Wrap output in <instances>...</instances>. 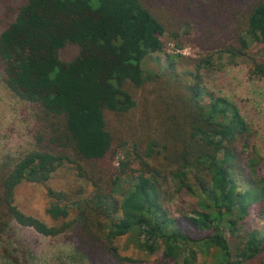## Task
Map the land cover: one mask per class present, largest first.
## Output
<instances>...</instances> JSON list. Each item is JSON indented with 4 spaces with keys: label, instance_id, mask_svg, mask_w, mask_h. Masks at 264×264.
I'll return each mask as SVG.
<instances>
[{
    "label": "trees",
    "instance_id": "obj_1",
    "mask_svg": "<svg viewBox=\"0 0 264 264\" xmlns=\"http://www.w3.org/2000/svg\"><path fill=\"white\" fill-rule=\"evenodd\" d=\"M161 1L164 13L178 2ZM190 1L208 11L192 46L244 59L249 75L264 80V0ZM166 31L147 0H0V70L8 90L33 106L35 142L18 159L0 162V233L14 222L43 237L63 236L93 264H196L208 247L212 264H264V236L246 224L251 217L264 223L263 159L237 106L206 97L200 70L212 66L209 55L190 62L189 80L175 69L163 73L162 90L176 95L170 118L162 119L172 120L165 136L147 137L144 147L135 145L134 159L110 165L124 147L106 113L136 107L129 88L151 79L142 63L163 50ZM68 44L80 52L62 62ZM152 154L155 165L147 161ZM64 164L93 190L76 215L67 196L51 189L46 213L55 224L21 212L16 187L45 186ZM174 198H189L191 210L183 212ZM133 230L145 259L121 256L115 245ZM157 251L164 260H147Z\"/></svg>",
    "mask_w": 264,
    "mask_h": 264
},
{
    "label": "rangeland",
    "instance_id": "obj_2",
    "mask_svg": "<svg viewBox=\"0 0 264 264\" xmlns=\"http://www.w3.org/2000/svg\"><path fill=\"white\" fill-rule=\"evenodd\" d=\"M241 1L245 2V0ZM147 2L166 24L164 48L161 52L150 55L142 63L143 72L151 79L139 88H129L137 102L136 107L126 114L106 113L107 127L116 136L122 137L119 144L124 147V149L117 148L111 158V167L117 168L126 158L134 159L132 151L135 145L140 144L144 147L147 137L162 139L165 136L164 127L170 125L172 120L167 122L162 119L164 115L170 118L167 106L171 100L176 99V95L162 90L163 73L175 69V72L182 76L181 78L189 80L195 68L190 62L209 55L212 66L200 70L204 93L206 97L210 94L224 97L237 106L254 131L250 142L263 159L261 173L264 175V80L249 75V65L244 59L236 58L231 61L226 55L217 51L205 53L192 46L191 39L198 35L201 25L208 17L205 5L190 0H178L179 3H171L164 13L162 9L164 3L161 0H147ZM249 47L253 51L256 46L249 40ZM79 52L78 46L68 44L60 51L59 58L62 62H68ZM33 123V106L19 100L8 90L0 70V162L14 161L35 149L31 133ZM127 153L130 157H126ZM148 159L149 164L155 165L158 155L156 157V154H152ZM136 164L137 162L131 165V168L136 169ZM240 188L244 190L245 186L240 184ZM48 189L67 196L65 204L71 208V217L76 215L77 210L82 206L81 202L93 191L90 183L79 175L74 165L64 164L56 170L45 186L30 183L18 185L14 190L15 205L24 214L53 225L55 223L46 213L51 202L47 196ZM170 200L183 212L191 210L192 201L189 198H186L185 203L178 198ZM175 216L178 217V214ZM246 224L264 236L262 221L251 217L246 220ZM137 234L138 232L133 230L115 240L121 256L145 259L136 247ZM205 250L207 252L199 254L196 264H212L215 260L212 248L208 247ZM154 259L164 260L161 251H157L147 260ZM165 263L173 264L172 261ZM0 264L93 263L80 260L73 250V244L66 237H43L13 222L3 233H0Z\"/></svg>",
    "mask_w": 264,
    "mask_h": 264
}]
</instances>
